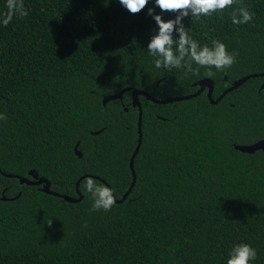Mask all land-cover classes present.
<instances>
[{
	"label": "trees",
	"instance_id": "trees-1",
	"mask_svg": "<svg viewBox=\"0 0 264 264\" xmlns=\"http://www.w3.org/2000/svg\"><path fill=\"white\" fill-rule=\"evenodd\" d=\"M23 4L27 17L0 23V171L28 177L34 170L58 194L77 197L84 175L104 181L116 199L130 186L137 111L129 92L103 105L108 96L125 88L159 100L186 96L208 78L215 100L233 81L264 73V0L182 20L201 46L218 40L237 53L231 68L213 69L211 78L202 67L198 75L155 67L147 45L158 27L148 10L164 21L176 15L155 0L139 14L118 0ZM241 5L255 19L233 25ZM6 12L0 0V20ZM263 83L251 78L217 104L204 93L163 105L140 97L135 185L110 211L91 210L87 178L79 184L83 199L67 203L0 174V193L21 192L0 200V264H226L238 244L256 249L250 264H264V152L234 148L264 139Z\"/></svg>",
	"mask_w": 264,
	"mask_h": 264
},
{
	"label": "clouds",
	"instance_id": "clouds-1",
	"mask_svg": "<svg viewBox=\"0 0 264 264\" xmlns=\"http://www.w3.org/2000/svg\"><path fill=\"white\" fill-rule=\"evenodd\" d=\"M119 4L130 14H139L148 5L149 0H118ZM237 5V0H155V6L161 12L174 13L175 19L164 21L160 15H153V10H148V15L152 16L158 27V32L151 37L147 45V52L155 57V67L172 68L183 67L187 72L194 75L199 74V68L207 69L205 75L213 77L216 71H225L236 63L237 53L229 52L227 46L216 40L212 42V47L201 46L194 40L188 29L182 24L185 17L191 16L199 20L201 17H211L215 13H223L224 10ZM7 12L0 20L7 26L14 16L23 18L28 16V10L24 7L23 0H6ZM255 19V13L246 6H239L231 13L233 25H243ZM178 35V39L173 38V33ZM175 49V50H174ZM193 63L198 67L193 68ZM0 120H6V116L0 114ZM84 187L89 193L93 203L92 211H110L116 204L113 190L97 182L92 178H87ZM49 227L52 220H48ZM257 258V251L249 244L235 245L226 260V264H250Z\"/></svg>",
	"mask_w": 264,
	"mask_h": 264
},
{
	"label": "water",
	"instance_id": "water-1",
	"mask_svg": "<svg viewBox=\"0 0 264 264\" xmlns=\"http://www.w3.org/2000/svg\"><path fill=\"white\" fill-rule=\"evenodd\" d=\"M256 77H264V73L261 74H251L245 77H242L236 81H234L232 83V85L224 92L222 93L217 99H212L211 95L213 92V87H214V83L211 79H202L197 81L196 83H194L193 85L195 87L198 88V90L190 95H186V96H180V97H171V98H167V99H155L153 98L151 95H149L147 92L138 90V89H130V88H125L122 89L121 91H119L118 93L114 94V95H110L108 96L106 99H104L102 101L103 105H105L107 102L111 101V100H121L123 95L127 92L130 93V97H131V106L132 108H137L138 110V115H137V143H136V147L129 159V169L132 175V181L130 186L128 187L127 191L123 194V196L121 197V199H116V204H120L123 201H125V199L127 198V196L129 195L130 191L132 190V188L135 185V180H136V176H135V172L133 169V162H134V158L136 157V155L138 154L140 145H141V140H142V134H141V119H142V108H141V104L139 101V97L142 96L144 99L151 101L154 104H159V105H163V104H167V103H173V102H179V101H184V100H189L191 98H194L198 95H200L204 90H207V99L209 100V102L211 104H217L224 96L225 94H227L228 92H231L233 90H236L238 87H240L243 83H245L247 80L251 79V78H256ZM264 88V84H262L260 86V90H262ZM100 131L98 132H94L92 133L93 135L98 134ZM78 144H76L75 148H74V152L75 154L80 158L81 157V153L80 151H78L77 149ZM234 148L242 153H247V154H254L257 151H262L264 152V139H261L259 141H257L254 144L251 145H235ZM0 174L5 177V178H15L18 180L19 185H27V186H36L38 187V190L41 191L42 193H45L47 195H51L54 197H58L63 199L65 202L67 203H77L80 202L83 199V195L81 194V192L79 191V184L80 182L87 177H93L95 179H98L95 176H90V175H84L81 176L75 183V191H76V195L77 197H71V196H67V195H62V194H58L56 192H53L50 190V183L48 180L41 178L38 176V174L36 173V171L31 170L28 172V177H20V176H14L11 174H6L4 172L0 171ZM99 180V179H98ZM102 183L106 186L109 187L104 181H102ZM110 188V187H109ZM111 189V188H110ZM20 194H18L17 196H15L14 198L10 199L11 201L16 200L17 198H19ZM4 200V199H3Z\"/></svg>",
	"mask_w": 264,
	"mask_h": 264
},
{
	"label": "flooded vegetation",
	"instance_id": "flooded-vegetation-1",
	"mask_svg": "<svg viewBox=\"0 0 264 264\" xmlns=\"http://www.w3.org/2000/svg\"><path fill=\"white\" fill-rule=\"evenodd\" d=\"M224 81H227V78L226 77H224ZM234 82V81H233ZM232 82V83H233ZM232 83H230L228 86H226L225 87V89L221 92V94L222 93H224L231 85H232ZM264 84V83H263ZM262 85V84H261ZM264 89V88H263ZM198 90V88L196 87V90L194 91V93L196 92ZM205 94V95H207V90H204L201 94ZM220 94V95H221ZM129 95H130V93H129ZM219 95V96H220ZM226 95V94H225ZM218 96V97H219ZM140 97H142V96H140ZM140 97H139V101H140ZM217 97V98H218ZM120 101H122V100H120ZM140 104H141V102H140ZM121 106H123L124 107V105L123 104H121ZM130 106H131V97H130ZM132 107V106H131ZM133 109H135L136 111H137V115H138V110H137V108H133ZM123 110L125 111V112H127L128 111V108L127 107H124L123 108ZM27 178H29V177H27ZM30 179V178H29ZM6 189H2V191H1V193H0V200H3V201H11L10 199H12V198H14L15 196H17L18 194H20L21 195V192L19 191L16 195H14L13 197H6Z\"/></svg>",
	"mask_w": 264,
	"mask_h": 264
}]
</instances>
